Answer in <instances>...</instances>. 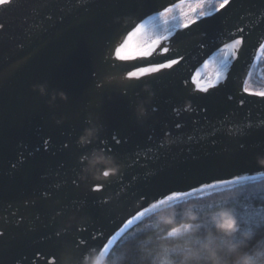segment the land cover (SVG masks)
Masks as SVG:
<instances>
[{
  "label": "water",
  "instance_id": "95a60500",
  "mask_svg": "<svg viewBox=\"0 0 264 264\" xmlns=\"http://www.w3.org/2000/svg\"><path fill=\"white\" fill-rule=\"evenodd\" d=\"M196 1L224 2L0 6V264H85L97 252L103 259L140 213L170 194L264 177V96L256 94L264 91H245L264 45V0H230L134 44L153 18ZM236 40L239 47L226 48ZM124 45L128 59L117 55Z\"/></svg>",
  "mask_w": 264,
  "mask_h": 264
},
{
  "label": "trees",
  "instance_id": "16d2710c",
  "mask_svg": "<svg viewBox=\"0 0 264 264\" xmlns=\"http://www.w3.org/2000/svg\"><path fill=\"white\" fill-rule=\"evenodd\" d=\"M250 74L247 87L264 91V51ZM221 213L237 222L231 235L216 228ZM167 219L175 226L166 224ZM212 250L228 264L237 252H247L257 264H264V177L183 195L153 208L119 236L102 260L106 264H162L164 259L170 264H213Z\"/></svg>",
  "mask_w": 264,
  "mask_h": 264
},
{
  "label": "snow or ice",
  "instance_id": "6c2138e0",
  "mask_svg": "<svg viewBox=\"0 0 264 264\" xmlns=\"http://www.w3.org/2000/svg\"><path fill=\"white\" fill-rule=\"evenodd\" d=\"M17 3V0H0V6H3L4 7V10H7V7H10L12 6L13 4ZM230 3V0H224L223 3H221L219 5V8H216L215 5L211 2H209L207 5H204V4H201L200 7L201 8H207V9H212V11H201L200 13H198V16H212L213 15V12L214 11H218L219 9H223L225 8L226 5H229ZM181 4H176L174 6V8H169V9H166V12H173L175 9H180L181 8ZM161 15H164V13H161ZM175 18V17H174ZM154 19H158V18H154ZM144 25H141L140 27H138L136 29V32H139L141 28H143ZM155 27V26H154ZM5 28V25L0 23V30H3ZM132 35H135V33H133ZM129 39H131V36L129 37ZM156 43H159V40L155 41L153 45H150L149 48L147 50H144V51H141L140 52V55H143V56H147V55H150L151 54V51L152 49L155 47V44ZM242 41L241 40H236L233 44H229V45H226V48L229 49V50H232V49H235L237 47H239L241 45ZM127 45H124L122 46L120 49H117V55L121 58V59H128L129 58V55L130 54H125L124 53V48L126 47ZM261 50L264 51V45H261ZM164 51L166 52L167 49H164ZM231 55L235 56V52L232 51L231 52ZM172 63H176L175 61H172ZM161 67H171V64L169 65H161ZM224 67L227 68V64L225 63L224 64ZM157 69L153 68V69H141L139 73H129V76L130 77H138L139 75H143L144 72L146 71H156ZM221 77L223 76V73L220 74ZM251 75V74H250ZM205 91H207V89H204ZM248 87H247V81L245 82V91H248ZM257 95H260V96H264V92H259V93H256ZM177 128L180 127L179 124L176 125ZM90 135V134H89ZM84 143L86 144H90L91 141L88 139V136H83L82 137ZM47 143V142H45ZM117 144L120 143V141H116ZM82 155V159L80 161L81 163V166H85L84 165V161H86L87 157H84L83 154ZM116 172V168H110V169H106L102 172V175L104 177H110L112 174H114ZM73 183H76L75 180H73ZM107 186V183L104 182V183H96L94 187H91V191L93 192H99L101 191L102 189H104L105 187ZM182 195V193H172L170 194L169 196H167V198L165 199H161L159 201V203H163V202H166L168 200H175L177 198H179L180 196ZM45 196H47V193L45 194ZM29 203H34V201H31ZM158 204H153L152 207H155L157 206ZM59 215V213H57ZM15 215V214H13ZM140 215H143V213H140ZM23 218V216H22ZM35 220H39L40 217L39 216H35L34 217ZM129 223H131V221H129ZM4 233L0 232V241H2L4 239ZM111 243V241L109 242ZM108 251L107 248H105L101 254L104 255L106 254V252Z\"/></svg>",
  "mask_w": 264,
  "mask_h": 264
},
{
  "label": "rangeland",
  "instance_id": "374dc122",
  "mask_svg": "<svg viewBox=\"0 0 264 264\" xmlns=\"http://www.w3.org/2000/svg\"><path fill=\"white\" fill-rule=\"evenodd\" d=\"M201 4L207 5L200 1L187 2L183 4L180 9H175L173 12H164V15L155 17L158 19L153 18V20L146 24L145 29L135 40L134 44L140 46L143 45V43L154 41L156 38L163 36L167 31L186 24L193 18L199 17L198 13L201 11L210 10L207 8H201ZM248 89L251 91L249 86Z\"/></svg>",
  "mask_w": 264,
  "mask_h": 264
},
{
  "label": "clouds",
  "instance_id": "9594fccd",
  "mask_svg": "<svg viewBox=\"0 0 264 264\" xmlns=\"http://www.w3.org/2000/svg\"><path fill=\"white\" fill-rule=\"evenodd\" d=\"M221 217L222 219L216 222V228L219 230V232L223 233L224 235H231L234 233L237 230L236 220L234 218L228 217L227 213H221ZM193 219H195V217H193ZM165 223L175 226L171 219L165 220ZM209 257L213 261V264H228L227 261L218 259L214 250L209 252ZM85 264H106V261L102 260L99 257V253L97 252L94 257L87 258ZM162 264H170V262L164 259ZM231 264H257V261L247 252H237Z\"/></svg>",
  "mask_w": 264,
  "mask_h": 264
}]
</instances>
